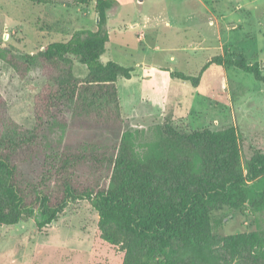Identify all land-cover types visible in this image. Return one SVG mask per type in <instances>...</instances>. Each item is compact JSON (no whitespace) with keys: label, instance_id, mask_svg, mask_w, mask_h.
<instances>
[{"label":"trees","instance_id":"trees-1","mask_svg":"<svg viewBox=\"0 0 264 264\" xmlns=\"http://www.w3.org/2000/svg\"><path fill=\"white\" fill-rule=\"evenodd\" d=\"M89 5L72 0L77 8ZM117 7V0H96L95 30L78 29L35 54L0 39L1 61L21 79L37 72L43 80L32 99L33 128L8 116L0 92V227L37 217L42 231L70 204L88 201L99 215L101 239L124 253L122 264H264V230L222 236L217 229L228 215L214 216L225 209L264 213V152L254 150L245 163L235 127L185 134L166 124L164 137L140 155L118 89L135 68L102 62ZM74 58L87 67L86 77L75 75ZM212 65L236 68L264 85V65L236 53L212 58L198 77L170 76L197 87ZM77 121L99 133L46 146V132Z\"/></svg>","mask_w":264,"mask_h":264},{"label":"rangeland","instance_id":"rangeland-1","mask_svg":"<svg viewBox=\"0 0 264 264\" xmlns=\"http://www.w3.org/2000/svg\"><path fill=\"white\" fill-rule=\"evenodd\" d=\"M53 1L36 5L0 0V39L17 52L35 54L51 43L67 41L78 29L96 28L94 6L77 8L72 0ZM117 2L102 62L135 68L132 79H119L118 89L136 151L145 154L164 137V126L171 124L185 134L237 128L245 163L254 150L264 152V85L253 75L212 65L197 87L170 76L175 72L198 77L212 58L231 59L235 53L264 65V0ZM85 12L91 15L89 21ZM6 33L13 35L6 39ZM74 73L79 78L88 74L75 58ZM42 81L37 72L21 79L0 60L4 107L22 127L35 124L32 99ZM98 133L77 121L64 130L50 129L45 144L61 148ZM225 215L228 219L217 229L222 236L264 230V213L225 209L214 214L216 219ZM36 218L0 227V264L123 263L119 247L101 239L99 215L88 201L70 204L57 222L42 231L36 228Z\"/></svg>","mask_w":264,"mask_h":264},{"label":"crops","instance_id":"crops-1","mask_svg":"<svg viewBox=\"0 0 264 264\" xmlns=\"http://www.w3.org/2000/svg\"><path fill=\"white\" fill-rule=\"evenodd\" d=\"M95 4H96V1L94 2V1H92V0H90V5L89 6H81V7H85V8H88V7H90L91 5L92 6H94L95 7ZM81 7H78V8H81ZM88 10V9H87ZM111 13L112 12H110V15H111ZM90 15V14H89ZM89 15H88V13L87 12H85V16H86V20H90L91 19V17H89ZM91 16V15H90ZM95 22H96V24H97V16L95 15ZM110 19H111V17H110ZM110 19H109V22H110ZM169 23H167V25H168ZM233 27V26H232ZM82 29V28H81ZM96 28H93L92 30H95ZM71 38V35L70 36H68L67 37V41L69 40ZM67 41H65V42H67Z\"/></svg>","mask_w":264,"mask_h":264},{"label":"built area","instance_id":"built-area-1","mask_svg":"<svg viewBox=\"0 0 264 264\" xmlns=\"http://www.w3.org/2000/svg\"><path fill=\"white\" fill-rule=\"evenodd\" d=\"M13 34H15V32H13ZM13 34H12V35H13ZM12 35L9 34V33H6V35H5V36H6V39H10Z\"/></svg>","mask_w":264,"mask_h":264},{"label":"water","instance_id":"water-1","mask_svg":"<svg viewBox=\"0 0 264 264\" xmlns=\"http://www.w3.org/2000/svg\"><path fill=\"white\" fill-rule=\"evenodd\" d=\"M98 21V20H97Z\"/></svg>","mask_w":264,"mask_h":264}]
</instances>
